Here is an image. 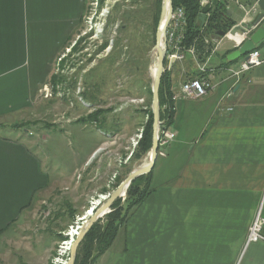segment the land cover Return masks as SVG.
<instances>
[{"label": "crops", "instance_id": "1", "mask_svg": "<svg viewBox=\"0 0 264 264\" xmlns=\"http://www.w3.org/2000/svg\"><path fill=\"white\" fill-rule=\"evenodd\" d=\"M232 2L235 8L226 4L229 18L243 24L246 16L249 19L250 0L240 1L248 6L246 10ZM87 7L88 0H0V236L17 222L29 220L32 209L40 208L55 192L71 189L74 197L88 188L85 181L80 182V174H87L86 182L94 179L96 158L105 143L84 152L72 174L59 180L41 157L36 133L13 128L40 127L51 112L48 109L61 102L46 101L45 89L50 91L58 59L78 36ZM204 20L202 14L199 24ZM218 41L215 35L208 43L204 39L214 47L210 56L187 53L186 60L169 68L166 83L171 95L190 78L196 56L209 62V68L216 70L212 78L222 83L202 100L174 103L170 129L175 140L166 156L157 158L153 191L134 208L100 259L115 249L121 254L150 253L156 238L162 236L168 264H222L224 260L236 264L245 248L251 251L249 264H264V251L257 254L259 247L264 250V240L248 242L264 198V61L229 96L232 83L223 80L224 69L240 61L226 65L227 56L240 47L234 41L222 46V39L216 48ZM258 48L263 54L264 46ZM94 119L90 125L111 130V119ZM119 125L123 129L125 120ZM203 251L209 255L206 263L197 260Z\"/></svg>", "mask_w": 264, "mask_h": 264}, {"label": "rangeland", "instance_id": "2", "mask_svg": "<svg viewBox=\"0 0 264 264\" xmlns=\"http://www.w3.org/2000/svg\"><path fill=\"white\" fill-rule=\"evenodd\" d=\"M232 1L240 3L241 0H228L227 3L230 2L229 5L235 8ZM208 2L207 6L201 7L213 9L216 0ZM225 2L226 0H222V4L227 8ZM162 5L163 0H88L78 36L70 42L58 59V70L54 76H59V80L54 81L53 76L48 85L50 91L45 89L46 101H61L56 103L57 106L55 103L51 106L52 109L57 107V110L48 109L51 112L45 116V122L40 127H35V124H23L13 128L22 131L30 128L29 135L36 133L34 140L38 139L41 143V157H44L48 169L59 180L61 176L72 174L77 162L82 160L84 152L93 145L97 147L105 143L100 147L101 151L99 150V156L96 158L94 179L87 183V174H80V182L85 181L84 185L87 184L88 188L78 190L74 197L71 196V189L55 192L40 208L32 209L29 220L17 222L0 236V264H67L75 233L84 223L82 219L88 211H95L103 204L115 190L118 180H125L132 170L139 169L146 162L149 163L152 145L141 159L133 160L132 155L137 152L144 136V127L151 118V74L152 67L156 64L154 47L158 27V23L156 26L154 24V16L157 15L159 22ZM254 7L255 4L250 0L249 19L246 16L243 24L237 25L246 26L251 21ZM201 27L202 32L206 30L205 26ZM230 36L235 39L234 35ZM207 38L211 41V35ZM223 42L222 46L231 43L227 38H224ZM182 45L185 50L190 49L184 42ZM169 52L170 48L167 50L166 46V71L169 70ZM195 52L197 53L196 49ZM197 56L192 57L193 69L191 68L189 79L199 76L204 65L207 70L212 71L209 62H203ZM134 99H139L140 104H132ZM165 106L160 105V117L166 112ZM100 117L112 120L111 130L106 126L90 125L89 120H99ZM54 119L57 122L51 124ZM123 119L125 126L120 129L119 121ZM38 135L45 138H38ZM126 199L127 193L121 198L119 206H123ZM113 211L111 207L109 213ZM109 213L96 222L102 228L107 224L106 216ZM256 216L264 221V198ZM61 235L67 238L66 241H60ZM156 239L150 253L129 250L121 254L115 249L100 259L98 264H168L165 238L161 236ZM263 251L259 247L258 256H261ZM250 256L251 251L245 248L236 264H249ZM197 260L206 263L209 260L208 252L197 254ZM222 264H228V261L224 260Z\"/></svg>", "mask_w": 264, "mask_h": 264}, {"label": "trees", "instance_id": "3", "mask_svg": "<svg viewBox=\"0 0 264 264\" xmlns=\"http://www.w3.org/2000/svg\"><path fill=\"white\" fill-rule=\"evenodd\" d=\"M158 6V3H157ZM222 0H216L215 6L211 8H202L200 0H173L174 9L182 7L185 10L187 18V30L185 34L184 45L185 46H196V51L204 56H210L213 50V45H206L204 37H209L217 32H228L235 24L226 14L221 10ZM160 7V6H159ZM158 13V12H157ZM210 13L211 16L205 21V31H201L204 23L199 24V17L203 14L205 17ZM204 21V22H205ZM158 23L157 15L154 16L155 26ZM205 34V35H204ZM259 49V48H258ZM257 49V50H258ZM203 56V57H204ZM201 59V58H200ZM203 61V59H201ZM232 62H227L226 65H231ZM169 71H166L161 80L160 86V105L161 107L166 105L165 114L162 113L161 119L166 120L167 127L170 128L174 122V103L171 100V86L166 83L167 75ZM54 81L59 80V76H54ZM151 118L147 125L144 127V136L142 141L137 148V152L133 153V160L141 159L146 154L152 145V112ZM160 157V156H158ZM152 174L151 171L147 175L140 176L134 180L127 191V199L123 206L121 204V198L115 201L112 206L113 212L106 216L107 224L104 228L95 223L89 232L86 234L84 240L81 242L76 257L75 264H97L99 259L111 248L113 245L119 230L125 225L132 211L137 206L141 205L146 198L152 193ZM120 179V178H119ZM122 181L118 180V185ZM116 183L115 188L118 186ZM116 209V210H115ZM65 236H60V241H66Z\"/></svg>", "mask_w": 264, "mask_h": 264}, {"label": "water", "instance_id": "4", "mask_svg": "<svg viewBox=\"0 0 264 264\" xmlns=\"http://www.w3.org/2000/svg\"><path fill=\"white\" fill-rule=\"evenodd\" d=\"M255 7L252 9V20L245 26L234 25L230 29V34L235 37H243L247 34V29L250 30V37L245 41V43L235 52L227 56L228 62L235 63L240 60L242 57L246 56L250 52L256 50L258 47L264 45V0H251ZM226 14L227 17L231 16V11L226 7L221 6L220 8ZM174 11L173 0H163L162 11L160 19L158 22V27L156 31V44L154 47V54L156 59V69L153 77V103H152V113H153V132H152V148L150 153L149 163L142 168L132 170L128 177L123 180L115 190L110 194V196L103 202V204L96 209L94 214L87 219L80 227L77 232V237L72 242L69 250V259L67 264H75L78 247L85 238L86 234L92 228V226L104 215L109 213L112 205L119 198H123L130 185L138 177L149 174L157 161L158 158V149H159V133L162 130L160 126L161 117H160V86L162 76L166 71L165 68V59H166V29L171 20L172 14ZM217 39L225 36V32H217L215 34ZM264 58V53H263ZM173 61L169 62L168 67L172 68ZM92 210V209H91ZM90 212V210L88 211Z\"/></svg>", "mask_w": 264, "mask_h": 264}, {"label": "built area", "instance_id": "5", "mask_svg": "<svg viewBox=\"0 0 264 264\" xmlns=\"http://www.w3.org/2000/svg\"><path fill=\"white\" fill-rule=\"evenodd\" d=\"M209 0H200L201 6H207ZM238 3V1H237ZM241 8L246 10L245 6L238 3ZM210 17L211 14L208 13L206 15ZM207 23V22H206ZM205 23V25H206ZM204 25V26H205ZM186 15L185 10L182 7H178L174 9L169 25L166 29V46L167 50L170 48V52L167 55L168 60L173 64L178 61H184L186 58V54L190 53L195 55V48L184 49L183 44L186 34ZM245 27V26H243ZM249 29V28H248ZM247 29V34L243 37H240L239 40H235L230 36V30L225 35L224 38L229 39L230 41H234L237 48L241 47L242 44L247 40L250 30ZM207 37H204L205 42H210ZM222 38V39H224ZM222 39L217 42L216 48L220 45ZM256 68V60H255V50L250 52L248 55L244 56L237 64L229 66L224 69L226 71V77L223 79L224 81H229L232 83L228 94L233 95V89L236 85H239L243 82L246 76L250 73L251 70ZM216 72L215 69L207 70V66L204 65L201 67L200 75L182 82L179 85V89L172 94L171 100L176 102L179 99L183 100H200L209 95L210 92L217 90L220 86L221 82L215 81L212 76ZM210 75V76H209ZM47 90H45V93ZM47 94V93H46ZM132 104L139 105L140 100L134 99L131 101ZM166 109V106L164 110ZM165 121V122H164ZM160 122V126L162 130L159 133V150L158 156L164 157L166 156V149L171 145V143L175 140L174 132L167 127L166 120ZM262 241V224L261 219L257 216L255 221L253 222L248 235V242H259Z\"/></svg>", "mask_w": 264, "mask_h": 264}, {"label": "bare ground", "instance_id": "6", "mask_svg": "<svg viewBox=\"0 0 264 264\" xmlns=\"http://www.w3.org/2000/svg\"><path fill=\"white\" fill-rule=\"evenodd\" d=\"M227 9H228V8H227ZM247 22H248V20H247ZM257 49H258V48H256V50H255L256 68L259 67V66H261L262 63H263V61H264V59H263V54H261V52L258 51ZM247 55H248V54H247ZM242 58H243V57H242ZM242 58H241V59H242ZM241 59H240V60H241ZM155 69H156V64L154 63V66L152 67V74H151V76L155 74ZM142 136H143V135H142ZM140 140H141V139H140ZM148 159H150V155H149V158H148ZM147 164H148V163L146 162L145 164H142L141 167H139V168L145 167ZM97 209H98V208H97ZM95 211H96V210H95ZM95 211L92 210V211L88 212V213L86 214V217L82 219V222H85L87 219H89V218L94 214ZM261 224H262V229H263L264 221H263L262 219H261ZM80 227H81V226H80ZM80 227L78 228L77 232L79 231ZM75 232H76V231H75ZM75 232H73V234H74ZM75 234H76V237H77V234H78V233H75ZM76 237H75V239H76ZM75 239H74V240H75ZM74 240H73V242H74ZM262 240H264V236H263V235H262Z\"/></svg>", "mask_w": 264, "mask_h": 264}]
</instances>
